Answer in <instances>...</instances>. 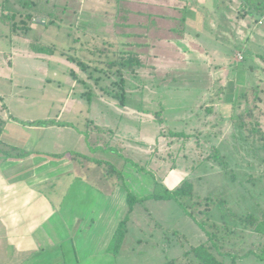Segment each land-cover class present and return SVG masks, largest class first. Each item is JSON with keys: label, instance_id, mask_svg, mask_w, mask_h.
<instances>
[{"label": "rangeland", "instance_id": "1", "mask_svg": "<svg viewBox=\"0 0 264 264\" xmlns=\"http://www.w3.org/2000/svg\"><path fill=\"white\" fill-rule=\"evenodd\" d=\"M204 1L205 9L198 2L193 5L200 19L193 21L197 27L190 35L182 20L184 10L173 12L159 0H0V16L7 13L15 23L0 21V128L11 119L21 123L6 138L21 145L6 148L0 137V150L18 154L39 149L46 154L23 157L30 170H64L59 177L38 182L41 197L59 209L69 199L90 211L96 201L79 182L98 184L96 189L111 195L117 187L111 168L123 166L126 185L137 196L153 193L156 181L170 190L184 181L195 186V198L187 201L193 217L174 200L137 205L127 220L116 264H201L186 251L207 243L221 255L219 248L226 243V253H246L264 242L257 233L242 230L237 218L264 210V138L251 143L234 122L245 108L244 103L234 105L237 87L245 89L246 84L245 73H237L236 67H264V60L255 56L262 54L257 48H264V19L259 23L261 16L250 9L249 4L255 5L251 1ZM202 23L205 29L198 32ZM236 26L245 32L238 44L235 32L231 34ZM35 47L51 51L38 53ZM236 47L247 61L239 57L242 61L235 67ZM225 52L230 63L220 65L218 56ZM128 57L138 59L133 66L120 65ZM247 77L254 78V73ZM40 120L68 125L51 129L61 133L47 136L23 124ZM260 121L264 129V114ZM7 183L0 180L2 187ZM18 195L22 200L26 190ZM39 200L36 204L47 205ZM40 226L28 232L43 242L48 225ZM2 236L8 237L0 221ZM236 257H226V264L239 262ZM249 261L264 264L257 258Z\"/></svg>", "mask_w": 264, "mask_h": 264}, {"label": "crops", "instance_id": "2", "mask_svg": "<svg viewBox=\"0 0 264 264\" xmlns=\"http://www.w3.org/2000/svg\"><path fill=\"white\" fill-rule=\"evenodd\" d=\"M162 1L166 4L168 3V6H172L173 12H176L180 9L181 11L184 10V19L187 27L186 33L190 35L193 31H195L197 27V25L193 24V21L200 19L199 15L198 17H196V8L193 7L194 3L196 4L198 2V6L202 9L208 7L207 1L204 0H159V4H163ZM247 1L255 3V5L249 4L250 6H247L250 7L252 12H259L257 14L261 16V20H259V23H261L264 19V0ZM175 3L180 4L181 6L178 5L177 7ZM190 26H192L194 30H192ZM199 26H202V28L197 30L198 32L205 29L204 23L199 24ZM213 28L214 27H212V30H210V32H213ZM233 29L231 30V34L235 32V37H232L235 40V43L238 44L239 36L245 34V32L244 30H242V27L236 26L233 27ZM170 30H172L171 32L175 34V30L173 28ZM203 35H205V33L198 34L197 38H200ZM244 39L245 38H243V40ZM204 48L209 49V51L214 50V48H211L209 46H204ZM257 50L261 51L262 54L257 53L255 56L260 60H264V48L262 49V46H260L259 48H257ZM218 57L219 61L217 63H220V65H227V63H230V61H228V53L225 52ZM239 57H242V60L244 62L247 61L246 54H244L241 48L237 49L236 47V54L233 58L235 63L231 62V65H235L236 67L237 64L242 61H240ZM37 60L42 61L40 58H38ZM236 70L237 73H245L243 76L245 80H242V82L246 81V84H248L247 86L258 85L260 83V80L264 79L263 66L245 65V67L243 66L241 68L236 67ZM249 71H252V73H254V78L247 77ZM1 100L2 103H4L3 97H1ZM4 107H6V104H4ZM12 122L15 123L16 121H13V119H11L9 120V123H4L5 125L10 124V130L9 128L7 130H3L2 126L4 124L0 128V130H3L0 133V137H4L3 142L5 144L3 146L6 148H9V146L12 148H16L17 146L21 145L15 142V140L14 143L11 142V139H8L6 142V138L8 137L7 133H11L10 136H12L13 134L11 131L14 128H20L19 126H21V123L18 124V122H16L17 124L14 125ZM25 128H28V130H30L31 128H38L39 131L46 132L47 136H51L48 133L51 132V129H61L59 128V126H57V128L55 126H50L47 128L25 126ZM65 131L66 130H64V132ZM57 133L52 134L56 135ZM16 136L17 135H15V138H17ZM43 152L45 151L34 149L24 150L22 153L18 154L7 155L2 153L3 155H6V157L4 156L0 158V161L3 164V167H1L2 171L0 170V180L8 182V185L6 187H2L0 185V216H6L5 219L4 217H0V221L2 222L4 232H7L8 235L7 238L3 236L2 238H0L2 239V241L0 240V252L3 253L2 257H4L3 263L0 262V264H116L115 257L109 254L107 249L114 236L115 231L118 228L121 218H123L127 212L126 190L121 186H117L114 189L113 194L106 196L93 186H88L81 183L80 181L79 186L81 188L88 189V192L93 195V198L96 201V206H92L91 210L86 212L85 209H81L78 205L73 204L68 199L64 207H60L59 209V204H51L48 200L41 197L36 189L41 190L39 187L42 185L38 186V182H43L46 179L49 180V178L51 179L59 177V175L65 173L64 170L59 169L42 174V172L44 173V171H46L48 167L42 166L40 169H38V167H35L33 170H30V168H28L25 164L27 161L23 159V157L27 156L28 159L32 158L33 156L39 157L40 153H42V155H45L46 153ZM37 159L38 158L34 160L38 161ZM64 161L65 160H61L62 163H66V161ZM52 164H55L56 166L58 163L54 161ZM26 171H29L28 175H24ZM41 174L43 177L40 176ZM124 177L127 178L126 175H124ZM21 178H24L26 181L22 182L20 180ZM17 180L21 181L22 183L17 184ZM57 181L58 180L55 181V185L58 187L59 183ZM126 181L128 182L127 184H129V181ZM65 182L68 183L69 186L71 185V181L68 180L67 177H65ZM25 190L26 196L24 198L22 197V200H20V196L18 194ZM52 190V192L58 193V191L54 188ZM38 199L44 200L47 205L45 206L43 203L36 204V201ZM35 209L37 212H32ZM32 217H34L33 220H31ZM59 217H61V222L55 221ZM53 220L56 226L54 229L48 232V227H52L54 224V222L52 223ZM42 223H46L48 225V227L46 228V234L48 235H45V237L43 238V242H40L36 239L35 236L31 234V232H28V230H30L33 225L41 227L40 225ZM61 223L62 225L66 226L64 229L63 227L61 228ZM70 234H72L71 237H69ZM10 240L13 241L10 243ZM63 241L66 242V245L65 243H63ZM216 252L217 251H215V253ZM11 253L13 255H11ZM228 253L229 254L227 255L221 254L222 257H220L221 255L219 253L216 254L218 255V259L226 264V257L236 255L231 252ZM16 258L18 260H15ZM236 258L239 259V262L231 263L228 260L229 264H256L249 261L251 258H256L253 254L245 258Z\"/></svg>", "mask_w": 264, "mask_h": 264}, {"label": "trees", "instance_id": "3", "mask_svg": "<svg viewBox=\"0 0 264 264\" xmlns=\"http://www.w3.org/2000/svg\"><path fill=\"white\" fill-rule=\"evenodd\" d=\"M244 1H247V0H244ZM4 14L0 16V21L5 24L6 20H9L10 25L14 26L15 23L12 21L13 17L12 16L9 17L7 13H4ZM27 17L30 20L33 19V16L31 13L27 14ZM182 20L184 22V17ZM35 50L38 53L40 52L43 53L45 51H51V49L48 47H44V48L35 47ZM136 59L138 58L128 57L127 59H125V63L124 61L123 63L120 62V65L127 63L129 66H133L135 64ZM116 72L120 74L121 70L117 69ZM237 88L238 89L236 92V101H235L236 104L234 105L240 107V104L244 103L245 108H243L242 113H238V115L237 113L236 115L233 114L235 115L234 122L235 121L238 122L239 127L242 129V131L244 130V133L246 134L247 139L248 140L251 139L250 141L251 143H253L254 141L261 140L264 138V129L262 125L263 121H260V117H262L264 114V111H263L264 109V79L260 80V83L258 85H255V86L245 85V89H241V85H239ZM240 91H243V92H240ZM116 97H119V95ZM122 105L124 106L123 103ZM234 105H233V109L235 111L236 107ZM248 117H249V120L246 119ZM23 124L28 125V126L50 127V126H62V125H65L66 123L56 122L55 120H52V121H41L40 120V121H29ZM172 134H174L175 136H185L184 133H173L172 132ZM0 152L10 155L9 151L0 150ZM124 167L125 166H123L122 169L120 170L112 167L111 169L113 170L109 174L110 176L115 178L116 186H121L127 191L128 210L126 212L125 218L119 223L118 228L115 231L114 236L107 249L108 253L113 255L116 258V260L119 259L121 248H122L123 242L127 235V220L129 216L136 210L137 205L143 204L149 200H174L178 203L179 206L183 208V210L185 211L187 215L192 216V214L188 212L187 201L189 199L193 200V198H195V195H196L194 191L195 186L190 181H184L182 184L178 185L173 190L167 189L165 186H162V184L156 181L155 182L156 189L154 190L153 193L145 195V196H137L136 194L131 192V190L126 185V181L123 175ZM92 186L94 188H97L98 184H95L92 182ZM115 188H113V190L111 191V194H113ZM98 190L101 191L100 189ZM237 218L240 221V225L243 227L242 230H251L257 233L259 236L264 237V210L261 211L260 215L247 214L244 216H237ZM221 244H223V242ZM225 244L226 243H224V245ZM224 245L220 247L219 250L222 255H223V252H225L224 255H227L229 253H226L227 251L225 250ZM213 249L214 247L208 245L207 243H204V244L193 246L190 250H187L186 252L187 254H190V253L194 254V257L196 258V260L201 264H224L222 261L218 259L217 257L218 255L215 253V251H213ZM242 253H237L236 255L240 258H245L253 254L260 261H264V242L258 251L248 250L246 253H243V254Z\"/></svg>", "mask_w": 264, "mask_h": 264}]
</instances>
